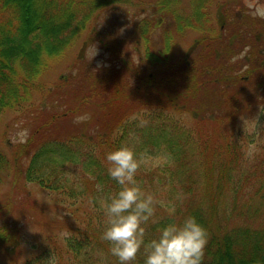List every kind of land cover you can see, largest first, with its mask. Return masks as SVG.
<instances>
[{
	"label": "trees",
	"instance_id": "16d2710c",
	"mask_svg": "<svg viewBox=\"0 0 264 264\" xmlns=\"http://www.w3.org/2000/svg\"><path fill=\"white\" fill-rule=\"evenodd\" d=\"M180 1L147 0L146 8L156 11L157 20L150 25V20L143 21L138 64L135 53L123 56L116 41L98 38L105 54L112 57L107 64L113 65L104 62L101 68L89 69L88 64L76 66L74 60L68 66L69 74L58 73L53 88L43 94L40 78L65 54L75 36L88 27L85 43L96 40L94 34L99 31L91 19L98 17L99 9L108 3L131 1L0 0V113L23 110L31 121L25 140L8 143L11 154L0 149V180L13 173L16 181L12 193L10 189L4 198H12L20 182L27 181L56 197L60 207L68 206L72 215L82 205L90 215L82 225L65 219V215L57 216L59 229L64 232L56 240L62 245L61 251L51 245L35 250L33 245L23 259L15 250L21 234L18 221H1L0 249H6L11 257L8 264H101L102 258L107 264H119L108 252V242L101 238L104 215L99 201L119 187L107 173L106 153L124 143L149 158L137 178L160 201L155 222L146 224V239L173 219L168 209L174 206L176 219L194 215L206 227L203 264H264V148L262 142L252 145L256 135L258 142L264 138V132H236L235 124L236 116L251 108L243 88L251 82L228 66L232 55L212 52L210 40H214L215 28L205 26L208 0H192L191 11L186 13L191 20L181 16ZM219 20L224 21L222 13ZM236 22L244 24L241 19ZM154 24L163 28L161 32L166 31L158 50L152 48L158 36ZM188 26L207 33L198 39L195 46L201 48L190 58L175 60L169 38ZM244 30L236 29L237 33ZM104 33L107 36V30ZM118 55L121 57L117 59ZM132 77L135 85L127 81ZM211 82L217 91H210L216 98L210 111L190 108L189 101H199L202 92L205 96L210 93L207 85ZM230 84L235 86L232 90ZM70 97L75 98L74 103ZM180 113H189L190 124L201 126L194 138L189 135L193 130L184 128L177 119ZM80 116L75 124L68 123ZM86 124L94 129L81 133ZM97 184L103 185L102 192ZM6 203L11 210L25 208L22 203ZM38 210L44 216V207L38 205ZM28 211L25 215L34 218ZM50 229L46 227L49 237ZM64 254L70 260L63 259ZM144 256L142 247L133 264H143Z\"/></svg>",
	"mask_w": 264,
	"mask_h": 264
},
{
	"label": "rangeland",
	"instance_id": "374dc122",
	"mask_svg": "<svg viewBox=\"0 0 264 264\" xmlns=\"http://www.w3.org/2000/svg\"><path fill=\"white\" fill-rule=\"evenodd\" d=\"M131 2H122V3H108L105 5L102 10L98 12V17L95 19H91L92 23L95 25V29L98 30V34H94L96 37V40H92L90 43H85V40L87 38V31L88 27L85 28V30L81 31L79 34H77L73 40V42L69 45V47L66 49L65 54L57 59V63H55L54 66H49V68L45 71L43 76L40 78L39 81L42 82V88L41 92L44 94L47 89H51L54 86L55 79L57 78L58 73L61 74V76H65L68 73V66L72 64V61H76V66L78 65H84L88 64L89 69H92L93 66L98 68H101L104 66V62L111 63L112 57L110 54H105L104 47L100 45L97 40L98 38H104V40H107L109 38L110 41L115 42L118 46L119 42L121 41V52L124 56V53L128 52L133 55L135 48H132L134 37L138 39L137 34L138 31V24L141 23V20L147 21V13L148 10L146 6L147 0H130ZM227 4H229L230 8V19L235 22L236 25H239L236 20H238V15H240V12L243 11L242 7H247L250 0H223ZM251 2H256V0H251ZM261 2H264V0H261ZM182 3L184 4L183 7H187V3H189V0H182ZM249 14V13H248ZM187 14L183 13L181 14L182 17H185ZM212 22L215 26V30L213 31L215 34L218 33V23L216 21V8L214 7L212 10ZM254 19H257L256 17H253ZM244 22V19H241ZM140 21V22H139ZM139 22V23H138ZM91 23V24H92ZM135 23V24H134ZM138 23V24H136ZM134 24V26H132ZM257 24V23H256ZM136 25V26H135ZM171 24H169L170 26ZM264 25V24H261ZM90 26V25H89ZM258 26V24H257ZM163 28H161L158 36L156 39L153 40L154 44H152L153 50H158L160 48V37H161V31ZM237 29V26H226L225 29V40L227 41L229 36L228 33L231 30ZM260 29L264 31V28L260 27ZM107 30V36H105V31ZM192 28L185 29L182 33L183 34H174L173 37L169 38V41L172 44V52L174 54L175 60H179L180 58L187 57L190 58L192 55V51L195 48V44L198 42V36L200 33L198 31H193ZM171 34H173V30L170 31ZM238 32V31H237ZM134 33V35L132 34ZM178 33V31H177ZM202 34V33H201ZM155 35H157V32H155ZM239 36V35H237ZM252 37V36H251ZM243 41L244 39H240ZM210 40V42L213 45H219L218 46V52H222L225 46H222L218 44L217 41ZM237 47H241L238 42H236ZM138 47H140L139 50H141V45L137 44ZM130 48V49H129ZM97 49L96 55L93 56L94 52ZM191 50L189 53L187 51ZM213 52V51H212ZM83 53V54H82ZM81 54V55H80ZM118 50H116L115 56H117ZM138 54V53H137ZM137 54L135 52L134 58L136 60V64H138V60L136 59ZM214 53L211 54V58H214ZM80 55V57H78ZM121 56L118 55L117 59ZM264 57V53L255 55V60L252 64H249V66L252 68V66L255 69L252 73H250L254 77L263 76L262 81H264V69L260 67V63L262 62V59ZM239 60H242V62ZM113 61V63H115ZM215 62V61H214ZM221 64L225 65L224 62H220ZM244 57L242 55H238V58H234L230 63L229 67L238 69L240 73H243L245 76V79L247 80V70L246 68H249V66L245 67L244 65ZM214 64V63H213ZM111 66L113 64H107V66ZM213 67L216 66L212 65ZM236 67V68H235ZM122 68V66L120 67ZM96 69V70H97ZM102 73L104 70H100ZM126 70H124V73ZM126 74V73H125ZM99 75V74H98ZM211 79L214 78V75L209 74L208 75ZM104 80V75L101 76ZM127 81L131 85H135V78H127ZM248 82V81H247ZM214 83V82H213ZM212 82L207 85L208 92L217 91L216 85H214ZM235 87L234 84H230L229 88ZM244 91L248 94L250 97V101L252 103H249L250 110L244 114H240L236 116L235 124H236V132H241L243 129L244 131L247 130L248 132H256L259 133L264 132V130H261V127L264 129V107L263 111H260V107L264 105V83H253V84H246L243 85ZM214 89V90H213ZM213 90V91H212ZM232 90V89H231ZM236 86V91H237ZM240 90L242 88L240 87ZM228 91V90H227ZM209 93L207 96H205V92H202L203 97H199L198 100L192 99V101H189L190 108L197 106V108L201 109L204 113H207L210 111V109L214 106L216 103V98L213 93ZM258 96V98H256ZM61 100V99H60ZM69 100L74 103L75 98L73 100L71 97ZM262 100L263 102L258 104V101ZM62 101V100H61ZM257 107V108H256ZM200 111V110H199ZM189 113H180L178 116V120L181 122V124L184 126V128H191L193 130V133H190L189 135L194 138L197 131L201 127L200 125L196 126L194 124H190L187 117ZM262 115V116H261ZM80 118V119H79ZM186 118V119H185ZM82 117H77L75 119H71L68 123L75 124L73 121H80ZM178 121V123H179ZM180 124V123H179ZM28 125V127H27ZM86 128H84L81 133H90L94 127H92L90 124H86ZM31 128V121L28 119L26 113L23 110H4L0 113V149L4 150L7 154H11L10 149L8 148L9 142H16V141H22L25 140L27 137V134L29 133V129ZM178 132V130H176ZM256 142L252 145H260L262 142V148H264V138L258 142L257 135L255 136ZM194 140V139H193ZM10 144V143H9ZM149 159V158H148ZM77 168V167H76ZM15 178L13 177V173L6 174L2 177L0 180V208L2 210L0 211V223L3 220H6L7 218L12 219L13 221H18V227L20 231V242L17 246L16 251L18 250L20 254V258H26L27 255H29L32 252L33 245L36 246V249H45L46 247H49L50 245L55 247L56 250H60L61 243L59 241H56L57 239L61 238V236L64 234L63 231L59 229V221L58 217L59 215H65V219L70 218L69 221H74L80 225L84 224L85 218L90 217V215H87L86 210H84L83 205L80 206V209L74 210L75 214L72 215L71 211H68L69 208L67 206V209L64 207H60L57 202L56 197L49 196L44 190L40 189L37 186H34L27 181L20 182L16 192L13 190V194L11 195L12 198H7L4 195L8 192L12 193V186L15 185L16 181H14ZM22 189V191H19ZM24 191V192H23ZM3 193V194H2ZM12 201L14 205L22 203L25 208H19L15 207L14 210H11V207H8V204L6 202ZM37 205V206H36ZM38 205L44 207V216H42L41 213H39ZM87 205H91L90 202H87ZM261 208H264V202L263 206ZM30 209L32 214L35 215L34 218H30L28 215H25L26 212ZM29 213V211H28ZM62 213V214H61ZM12 215V216H11ZM26 217V218H25ZM64 219V220H65ZM82 220V221H81ZM43 221V225H39V223ZM84 221V222H83ZM51 227V235L50 237L47 236L48 231L46 230V227ZM13 246H9L8 249H12ZM10 251V250H9ZM101 252V251H100ZM99 252V254H100ZM11 257L8 255V252L6 249H0V264H8V259ZM70 260V258L66 257L64 254L63 259Z\"/></svg>",
	"mask_w": 264,
	"mask_h": 264
},
{
	"label": "clouds",
	"instance_id": "9594fccd",
	"mask_svg": "<svg viewBox=\"0 0 264 264\" xmlns=\"http://www.w3.org/2000/svg\"><path fill=\"white\" fill-rule=\"evenodd\" d=\"M249 14L264 18V2L256 0L247 5ZM97 49L93 56L96 55ZM135 118V117H132ZM141 123L145 121L141 120ZM108 175L119 187L100 198L104 215L101 238L109 244L108 252L119 264H133L143 247V264H203L208 242L206 227L194 216L175 218V207L168 209L173 217L146 239V224L155 222L157 204L155 194L146 190L137 176L149 159L138 154L130 143L121 144L106 153ZM102 192L103 185L97 184ZM101 264H107L102 258Z\"/></svg>",
	"mask_w": 264,
	"mask_h": 264
},
{
	"label": "flooded vegetation",
	"instance_id": "af4514ba",
	"mask_svg": "<svg viewBox=\"0 0 264 264\" xmlns=\"http://www.w3.org/2000/svg\"><path fill=\"white\" fill-rule=\"evenodd\" d=\"M194 1H195V3H197V2H200L201 0H193V2ZM222 1L223 0H208L205 3L206 12L208 13L207 22H206L205 26L207 28H209L211 26L213 28H215V26L212 22V18H213L212 10L215 7L216 8V21L218 22V23H216V25H218V28H217L218 33L215 36H213L212 38H214V40L217 41L218 44L225 46L223 48L224 50L222 52H218V46L219 45H214L213 52L220 53V54L232 55L233 59L236 57V55H242L244 57V62H245L244 65H245V67H247V66H249V64L253 63V61L255 60V55L264 53V31L260 29V27L264 28V25L260 24L262 21H264V18L256 17L257 19H254L253 18L254 16L248 14L249 9L247 7H243V11L241 12L240 15H237V16L239 19H244V24L237 25V28L238 27H244L245 30L241 33H237V31H235L234 29L227 32L229 38L226 41L225 40L226 26L227 27L233 26V25L236 26V24L234 21H232L230 19V8L223 5ZM193 2H192V0H189V3L186 4L187 7H183L184 4L182 3V0H181L179 8H178L179 12H181L183 14V13H188L189 11H191L190 7H191V3H193ZM228 6H229V4H228ZM155 12L156 11H154V9L150 10V11L148 10V13H147L148 16L146 19H147V21L150 20L149 25L154 20H157ZM164 12L166 13V10H164ZM244 12H246V14H244ZM221 13L224 16L223 22H220V20H219V16ZM185 17L187 20H191V17H188L187 15ZM138 23H136V24H138ZM167 23H170V21H168ZM256 23L258 24V26ZM142 24H143V19L141 20V23L138 24V31H139V33L137 34L138 39L140 38ZM154 28H156L154 32H157V35H158L160 30H161V26H159V25L155 26V24H154ZM187 28H192V29H194L193 31H198L200 33V35L198 36V39L207 33V32H203V31L201 32L200 29H196L193 26L184 27V29H187ZM165 32L166 31H163L161 33V35ZM132 34L134 35V33H132ZM180 34H183V33H180ZM237 35H239V36H237ZM138 39L134 37L133 45L131 46L132 48H135L134 53L135 52L137 53L139 51V47L137 46V44H140V41ZM240 39H244V40L241 41ZM236 42H238V44H240L241 47H237ZM120 44H121V41L119 42V45ZM200 48H201V45L198 48L195 46V48L193 49L192 52L198 51V49H200ZM189 51H187V52H189ZM260 67L262 69H264V57L262 59V62L260 63ZM255 69L256 68H254L253 66H252V68L250 66H249V68H246L247 73H248L247 80H249L251 82V84L257 82L258 80L262 81V79H263V76L254 77L250 74L253 71H255ZM262 89L264 92V88H262Z\"/></svg>",
	"mask_w": 264,
	"mask_h": 264
}]
</instances>
